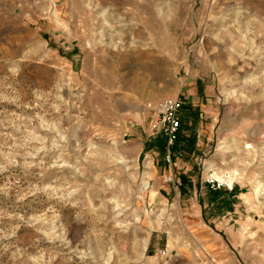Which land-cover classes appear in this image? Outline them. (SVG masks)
Returning <instances> with one entry per match:
<instances>
[{
    "label": "rangeland",
    "instance_id": "obj_1",
    "mask_svg": "<svg viewBox=\"0 0 264 264\" xmlns=\"http://www.w3.org/2000/svg\"><path fill=\"white\" fill-rule=\"evenodd\" d=\"M0 264H264V0H0Z\"/></svg>",
    "mask_w": 264,
    "mask_h": 264
},
{
    "label": "built area",
    "instance_id": "obj_2",
    "mask_svg": "<svg viewBox=\"0 0 264 264\" xmlns=\"http://www.w3.org/2000/svg\"><path fill=\"white\" fill-rule=\"evenodd\" d=\"M185 102L180 97H168L159 105L158 115L155 119L152 132L163 136L167 143L168 160H172V147L179 141L182 134V118ZM214 189H222L224 183L219 180L211 179ZM233 189L234 183L227 185ZM226 188V187H225Z\"/></svg>",
    "mask_w": 264,
    "mask_h": 264
},
{
    "label": "crops",
    "instance_id": "obj_3",
    "mask_svg": "<svg viewBox=\"0 0 264 264\" xmlns=\"http://www.w3.org/2000/svg\"><path fill=\"white\" fill-rule=\"evenodd\" d=\"M185 107V106H184ZM183 111H184V109H183ZM183 126V125H182ZM181 138V137H180ZM180 140V139H179ZM178 154V156L179 155H182V153H180V151H179V149H177V151H174V156H173V158L176 156Z\"/></svg>",
    "mask_w": 264,
    "mask_h": 264
},
{
    "label": "trees",
    "instance_id": "obj_4",
    "mask_svg": "<svg viewBox=\"0 0 264 264\" xmlns=\"http://www.w3.org/2000/svg\"><path fill=\"white\" fill-rule=\"evenodd\" d=\"M178 142H179V141H178ZM178 142H177V143H178ZM177 143H176V144L172 147V149H171V150H172V158H173V156H174V155H173V154H174V151H177V147H176V146H177Z\"/></svg>",
    "mask_w": 264,
    "mask_h": 264
},
{
    "label": "bare ground",
    "instance_id": "obj_5",
    "mask_svg": "<svg viewBox=\"0 0 264 264\" xmlns=\"http://www.w3.org/2000/svg\"><path fill=\"white\" fill-rule=\"evenodd\" d=\"M229 178H230V180L229 181H231V183L233 182V180H234V177H231V176H229ZM222 179V178H221ZM149 186V183L147 182L146 184H145V187H148Z\"/></svg>",
    "mask_w": 264,
    "mask_h": 264
}]
</instances>
